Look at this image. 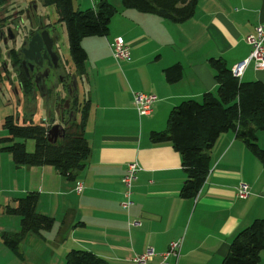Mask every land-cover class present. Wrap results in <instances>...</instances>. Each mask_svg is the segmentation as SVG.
I'll list each match as a JSON object with an SVG mask.
<instances>
[{
	"label": "crops",
	"instance_id": "crops-1",
	"mask_svg": "<svg viewBox=\"0 0 264 264\" xmlns=\"http://www.w3.org/2000/svg\"><path fill=\"white\" fill-rule=\"evenodd\" d=\"M116 2L109 34L82 41L87 59L78 99L90 107L86 166L73 178L51 165L18 167L0 143V264H65L71 249L93 251L112 264H134L133 258L149 248L157 253L151 263L160 264L159 254L177 240H182L180 254L170 255L169 264H222L237 233L264 218V166L234 132L222 133L215 142L209 174L194 198L180 194L186 180L180 152L171 142L150 139L152 131L166 129L170 111L183 100L216 94L210 58H222L232 69L249 57L247 36L264 26V0H198L194 16L182 23ZM116 37L128 44L130 60L114 59ZM174 64L182 66V77L170 83L164 70ZM241 80L264 83V68L251 62ZM135 92L156 95L149 114L138 113ZM44 106V121L59 123L46 98ZM5 117L0 86V138ZM257 136L264 148V131ZM130 162L140 169L132 183V204L125 208L122 178ZM243 182L250 188L246 198L237 196ZM30 191L39 194L36 211L53 217L54 225L26 235L13 250L3 235L19 232L21 219L5 207ZM258 264H264V251Z\"/></svg>",
	"mask_w": 264,
	"mask_h": 264
},
{
	"label": "trees",
	"instance_id": "trees-1",
	"mask_svg": "<svg viewBox=\"0 0 264 264\" xmlns=\"http://www.w3.org/2000/svg\"><path fill=\"white\" fill-rule=\"evenodd\" d=\"M6 0H0V5ZM124 8L142 13L154 14L174 23H182L192 18L198 0H121ZM44 5L54 6L60 21L66 25L76 78L86 72L87 52L82 45L86 37H104L110 32L112 18L118 13L117 7L109 0H100L85 10H76L74 0H43ZM3 24V23H2ZM1 25V24H0ZM20 54L11 51L12 61L19 64ZM209 65L217 81V92H206L202 101L183 100L173 107L167 119V127L162 131H152L153 143L171 142L182 156L186 180L180 194L194 198L209 174L211 168L210 151L219 136L232 131L242 139L248 149L264 166V148L258 144V130L264 131V83L260 80L242 81L232 73L222 58H210ZM170 83L182 77V66L174 64L164 70ZM3 76L0 65V79ZM79 79V80H80ZM22 80V79H21ZM23 93L33 95L34 80L23 77ZM74 114L67 112L59 122L64 126V134L56 142L48 140V130L53 120L35 123L25 118L20 123L18 116L7 115L3 121L6 136L0 138L2 151L12 155L16 166H54L62 175L73 178L86 166L91 148L86 139L85 124L89 113V101L75 99ZM35 140L34 151H28L26 140ZM39 194L30 191L17 198L15 205H7L5 211L20 216V231L4 234L6 245L17 250L21 240L30 233L49 230L54 218L36 211ZM264 251V218H257L240 230L230 244L222 264H258ZM65 264H112L93 251L71 249L65 257Z\"/></svg>",
	"mask_w": 264,
	"mask_h": 264
},
{
	"label": "rangeland",
	"instance_id": "rangeland-1",
	"mask_svg": "<svg viewBox=\"0 0 264 264\" xmlns=\"http://www.w3.org/2000/svg\"><path fill=\"white\" fill-rule=\"evenodd\" d=\"M99 1L100 0H74V8L76 10H85L97 4ZM109 2L113 3L115 6L117 5L116 0H109ZM121 3V0H118V4ZM2 23H5L4 27L6 25L8 26L5 27L6 44L0 40V65L3 71L0 86L2 87L3 93L6 95V116L14 115L21 119L29 118L35 123H41L47 117L44 106L45 97L39 92H37V96H31V94L26 96L23 93L19 85V68L14 67L7 53L11 48L17 49L16 46L21 43L23 38L22 34L25 31L27 33L28 27L32 26V28L35 29L36 25L39 27L43 23L45 33L47 35H53L56 38V47L63 65L67 64L69 67H73L66 25L63 21H60L56 8L54 6L44 5L43 0H6L4 4L0 5V24ZM18 27L23 30L17 31ZM13 33L15 37L11 39L8 35H14ZM56 68L54 67V69L50 70L46 83L48 87L55 89V93L65 96L66 89L63 82L58 80L57 84L55 83L58 78L57 71H59ZM56 109V106L50 107V111L55 114L57 113ZM6 135L7 132L4 130L2 136ZM27 142H30L28 145L29 149L27 148L29 152L32 151V148H30L32 146L31 144L34 145L35 149L34 139H28L25 143L27 144Z\"/></svg>",
	"mask_w": 264,
	"mask_h": 264
},
{
	"label": "built area",
	"instance_id": "built-area-1",
	"mask_svg": "<svg viewBox=\"0 0 264 264\" xmlns=\"http://www.w3.org/2000/svg\"><path fill=\"white\" fill-rule=\"evenodd\" d=\"M247 41L251 45V52L248 58L236 63L232 67V73L241 79L245 70L248 68L251 62L254 63L256 69L264 68V26L259 25L256 27L255 32L247 36ZM111 48L114 59L121 63L123 61L130 60L131 53L128 44L122 37H116L111 42ZM156 95L153 93H144V92H135L134 93V104L140 115L149 114L153 105L156 101ZM139 165L137 162H130L127 165V170L122 178V181L125 185L124 191V201L122 205L125 208H129L132 204V183L136 178V173L139 170ZM82 185H78V191H80ZM250 193V188L247 183H240L237 189V196L240 198H246ZM182 240L172 241L167 251L160 253L162 260L160 264H169L167 259L170 255L176 257L180 254V249L182 245ZM157 253L153 248L147 249L142 254H137L133 258L134 264H152V260L155 258Z\"/></svg>",
	"mask_w": 264,
	"mask_h": 264
},
{
	"label": "flooded vegetation",
	"instance_id": "flooded-vegetation-1",
	"mask_svg": "<svg viewBox=\"0 0 264 264\" xmlns=\"http://www.w3.org/2000/svg\"><path fill=\"white\" fill-rule=\"evenodd\" d=\"M34 23V22H33ZM4 24L0 25V40L1 42H4L5 38H6V28L8 27L7 25L4 27ZM43 23L38 27L37 25L35 26L36 28H32L28 27L27 28V33L26 31L22 34L23 38L21 43L16 46V48H11L8 50V57L11 59V63L14 65L15 68H19V72H20V76H19V85L21 87V81L23 80V77L27 78V79H32L34 80L35 76L39 73V72H43L44 70L48 69L50 67V69H54V57L55 54L58 55L59 57V63L57 66V75H58V80L62 81L64 86H65V92L66 95H60L58 93H55V89L52 87H49V93L50 96L49 98H47V102H49V104H51L52 107H57L58 108V113L61 117L67 112L68 114L66 115L67 117L71 118L74 114V109H73V103L74 100L78 99V82L80 78H76V75L73 74L72 68L69 67V65L62 63V61L60 60V55L58 52V49L56 47V38L55 36H51V35H47L45 33V30L43 29ZM20 30L22 31L23 29H21L20 27H18L17 31ZM12 33V31H11ZM16 33V32H14ZM13 33V34H14ZM15 37V34L13 35ZM35 36V40L32 44V51H27L30 48V43L32 41V38ZM39 40H41V42L44 44L43 49L41 51V54H43L45 51L47 52V57L43 58L42 55L37 53V48H39L40 43ZM5 43V42H4ZM6 44V43H5ZM49 48V49H48ZM6 49V47H5ZM16 50V52H18L20 55V61L19 64H15L12 61V57H11V51L12 50ZM26 52H28V55L30 57L26 58ZM18 76V75H17ZM62 78V79H61ZM22 79V80H21ZM47 80V77L45 78V81ZM81 80V79H80ZM36 88V86H35ZM36 92L37 89L34 90L33 92V96H36ZM68 100V103H66ZM66 106H68L67 108H65ZM72 113V115H70V113ZM65 116V115H64ZM60 120V121H61ZM59 121V122H60Z\"/></svg>",
	"mask_w": 264,
	"mask_h": 264
},
{
	"label": "water",
	"instance_id": "water-1",
	"mask_svg": "<svg viewBox=\"0 0 264 264\" xmlns=\"http://www.w3.org/2000/svg\"><path fill=\"white\" fill-rule=\"evenodd\" d=\"M8 36H10L11 39L14 38L13 35H8ZM34 38H35V36L32 38V41H31V43L29 45L30 48L27 51H32L33 50L32 49V44H33V42L35 40ZM6 40H7V38H5V40H4L5 43H6ZM39 43H40V46H39V48L36 49L37 53L42 55L43 58H45V57H47V52L45 51L43 54H41V51L43 49L44 44L41 42V40H39ZM25 53H26V58L30 59V57L28 55V52L25 51ZM53 59H54V65L53 66L56 68L58 66V63H59L58 55L55 54V57ZM50 70L51 69L49 67L48 69L44 70L43 72H39L34 78V83H35L37 92H39L46 99L49 98L50 93H49V87H48V85H47V83L45 81V78L49 75ZM57 82H58V78H57L55 83L57 84ZM66 103H68V100H67ZM67 107L68 106H66L65 108H67ZM56 112L59 115L58 108L56 109ZM72 113L73 112H71L70 115H72ZM63 134H64V126L61 123L53 124L48 130V140L50 142H56L59 139V137L63 136Z\"/></svg>",
	"mask_w": 264,
	"mask_h": 264
}]
</instances>
